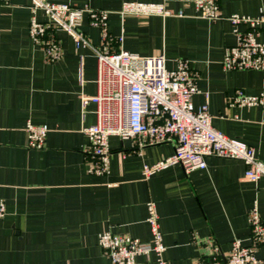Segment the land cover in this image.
<instances>
[{
    "label": "crops",
    "instance_id": "crops-1",
    "mask_svg": "<svg viewBox=\"0 0 264 264\" xmlns=\"http://www.w3.org/2000/svg\"><path fill=\"white\" fill-rule=\"evenodd\" d=\"M109 12L106 47L125 49L141 57L163 54L169 69L190 62L198 73L196 108L206 101L215 129L253 147L264 161V107L232 106L238 89L258 95L264 73L225 71L224 51L235 44L232 24L225 18L264 15V0H221L223 19L197 16L181 0H47ZM164 3L184 16L122 17L124 2ZM31 0L0 3V199L6 214L0 218V264H112L98 244L103 231L151 240L147 203L156 204L166 264H195L213 250L226 255L235 239L250 244L248 221L257 206L264 221V178L250 181L246 165L236 159L207 157L206 168L185 173L173 165L145 177L153 165L174 153V141L141 150L131 140L110 138L111 169L106 175L89 172L85 127L96 123L95 105L84 113L81 96L97 92L94 48L104 45L101 29L82 20L81 31L90 46L77 49L63 32V56L46 60L29 35ZM38 19L45 22L43 13ZM246 30V26H241ZM264 43V23L258 28ZM85 55L84 86L78 82V55ZM208 94V98L206 95ZM47 125L41 150L26 144V124ZM264 264V245L257 250ZM135 264H157L140 255Z\"/></svg>",
    "mask_w": 264,
    "mask_h": 264
},
{
    "label": "built area",
    "instance_id": "built-area-1",
    "mask_svg": "<svg viewBox=\"0 0 264 264\" xmlns=\"http://www.w3.org/2000/svg\"><path fill=\"white\" fill-rule=\"evenodd\" d=\"M11 0H0L9 3ZM192 5L197 16L214 22L221 20V0H181ZM29 35L39 45L46 60L56 62L63 56L61 41L57 32L67 33L77 49L90 46L81 31L82 20L88 16L90 25L101 29L104 45L94 48L97 60V92L94 96H81L84 113L94 104L96 123L85 127L83 132L89 140L86 152L91 162L89 172L106 175L111 169L110 138L117 136L131 140L137 150L146 146L174 141V153L153 164L145 165L143 174L150 177L156 171L179 165L185 173L206 168L207 157L236 159L246 165L245 177L250 181L264 178V161L260 160L253 147L240 139L231 138L214 128L208 101L196 108L193 98L199 91L198 73L191 68L188 60H178L175 69L166 65L161 54L141 57L125 49L111 52L106 43L109 12L90 8H78L68 4H55L47 0H31ZM43 13L46 21L38 19ZM128 15L161 17L184 16L183 11L175 12L164 3L124 2L118 12ZM233 27L235 44L225 49L222 67L225 71L254 70L264 73V43L258 41V28L264 23L261 10L257 18L232 14L225 18ZM241 26H246L242 30ZM91 47V46H90ZM78 82L84 86L85 55H78ZM208 98V94L206 95ZM232 106L264 107V86L260 94L247 95L243 90L235 91L229 99ZM26 144L29 149L41 150L45 146L49 127L26 124ZM146 222L151 240L141 242L128 234L103 231L98 244L112 264H135L140 255L155 257L157 264H166L159 215L154 202L147 203ZM6 214V204L0 199V218ZM251 239L244 245L240 239L232 242L228 254L221 255L216 249L195 264H263L257 257V250L264 245V221L255 206L248 215Z\"/></svg>",
    "mask_w": 264,
    "mask_h": 264
}]
</instances>
